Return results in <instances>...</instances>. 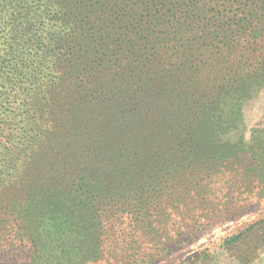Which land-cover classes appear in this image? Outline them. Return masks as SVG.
Segmentation results:
<instances>
[{
    "label": "rangeland",
    "instance_id": "374dc122",
    "mask_svg": "<svg viewBox=\"0 0 264 264\" xmlns=\"http://www.w3.org/2000/svg\"><path fill=\"white\" fill-rule=\"evenodd\" d=\"M34 3L0 12L16 48L69 37L72 54L50 78L51 127L15 124L24 106L0 124V264H242L254 237L224 240L264 217V72L240 69L219 92L229 75L184 77L159 46L186 27L203 55L264 46V0H48L57 23H38ZM231 49L229 62L264 55ZM207 110L233 142L220 155L191 147L207 143Z\"/></svg>",
    "mask_w": 264,
    "mask_h": 264
},
{
    "label": "trees",
    "instance_id": "16d2710c",
    "mask_svg": "<svg viewBox=\"0 0 264 264\" xmlns=\"http://www.w3.org/2000/svg\"><path fill=\"white\" fill-rule=\"evenodd\" d=\"M3 1L4 0H0V12L3 11L5 7L4 3L6 0L2 4ZM233 2L236 3L235 1ZM34 5L41 7L38 18L40 21L37 19V21H39L38 23H57L59 20L64 19L61 16H56L57 10H52V6L48 3V0H35ZM237 5L238 7L242 6V1L238 2ZM166 12L171 13L169 9L166 10ZM218 14H221V12ZM174 18L177 17L174 16ZM189 21L188 23H194L192 20ZM246 22L254 23L250 18H247ZM175 23L183 22L176 20ZM188 32V27H186L185 30H183V28H177L174 32L175 36L170 39L169 42H165L159 46V49L163 51L164 57L176 60L178 69L184 77L202 74L215 76L223 80L224 77L221 76L229 75V77H227L228 82L220 84L218 91L221 92L222 86L226 85V87H230V90H232L234 84H236L235 82L240 81L237 79L239 77L238 75L240 73L242 74L240 69L242 70L245 68L246 71L244 74L246 75L256 72V69L259 68L264 72V55L261 51L263 49L264 53V46H262V44H258L255 41H247V45L244 43H230L224 51H219L218 54L209 53L203 55L205 51H207V49H205V51L202 49L204 44L202 43V46L199 44L200 48L197 47L195 40L188 37ZM31 37L32 36H29L28 38ZM68 38L69 37L65 39H56V42L55 39L48 40L45 36L41 37V40L39 38L36 41H29L26 39L22 49L18 50L16 45H14V33H9L6 31L5 27L0 24V124L8 122L6 119L8 115L15 114V111L21 106H24L22 115L25 114L28 116L25 119H20V122L15 124L22 125L36 118L44 125V130H47V127H51L54 120L53 109L55 108L57 96L52 89L53 86H51L54 81L50 78L55 75L66 73L68 65L65 64V62L67 57H70L72 54L71 43L67 41ZM233 46L237 48L239 52L249 49L250 54L257 52V54L263 56L258 57L260 58L259 63L255 65H251L252 63L248 64L246 60L242 62V53L238 56L235 54L234 59L229 62L228 58L232 54L231 51L233 49H231V47ZM221 52L226 53L221 54ZM185 102H187L186 99L180 104L187 105ZM211 104L217 105L218 103L216 101L215 104ZM212 108L214 110V107ZM49 116L52 117L50 118ZM209 116H211L210 110L204 111L203 121L205 120V125L206 119ZM30 126L35 127L36 125ZM218 131L220 132V130ZM218 131L215 127L211 128L210 123L206 125V129H198V132L201 133L200 137L205 135L207 143L203 140L202 146L204 147H197L196 142L192 140L194 147L193 145H191V147L196 150V155L200 153L205 155L207 152L220 155V153L228 147L231 149L233 148V142L220 137L219 134H217ZM40 133L44 137L41 136L42 140L47 141L48 137L44 135L45 133L42 131ZM10 134L7 128H0L1 139L7 138ZM33 137L35 136L31 138ZM258 153L260 154L259 158L261 156V158L264 159V153H261V151ZM255 231L261 233H253ZM250 237H254L256 244L253 249H250L251 251L246 250L245 253L240 254L239 258L240 260L242 259V264H248V261H251L256 255V250L264 245V217L246 224L237 233L225 239L224 244L231 246L241 245Z\"/></svg>",
    "mask_w": 264,
    "mask_h": 264
}]
</instances>
